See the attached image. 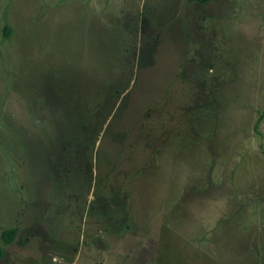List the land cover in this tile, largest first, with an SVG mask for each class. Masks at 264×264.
<instances>
[{
  "label": "rangeland",
  "instance_id": "obj_1",
  "mask_svg": "<svg viewBox=\"0 0 264 264\" xmlns=\"http://www.w3.org/2000/svg\"><path fill=\"white\" fill-rule=\"evenodd\" d=\"M10 227L0 264H264V0H0Z\"/></svg>",
  "mask_w": 264,
  "mask_h": 264
},
{
  "label": "trees",
  "instance_id": "obj_2",
  "mask_svg": "<svg viewBox=\"0 0 264 264\" xmlns=\"http://www.w3.org/2000/svg\"><path fill=\"white\" fill-rule=\"evenodd\" d=\"M196 1L199 3H205L207 0H196ZM10 34H11V29L6 26L5 36L8 37ZM66 129H67V127H66ZM67 130L74 131L73 129H67ZM68 142H70V141H68ZM65 143H67V142H65ZM15 234H16V228L15 227H10V228L4 229L0 234V240L3 244L8 245L13 240ZM1 255H2V248L0 247V256Z\"/></svg>",
  "mask_w": 264,
  "mask_h": 264
}]
</instances>
